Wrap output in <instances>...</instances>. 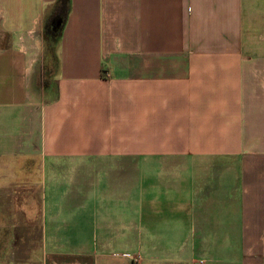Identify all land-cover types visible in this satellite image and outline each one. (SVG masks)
Wrapping results in <instances>:
<instances>
[{
	"label": "crops",
	"instance_id": "obj_1",
	"mask_svg": "<svg viewBox=\"0 0 264 264\" xmlns=\"http://www.w3.org/2000/svg\"><path fill=\"white\" fill-rule=\"evenodd\" d=\"M56 2L0 0V211L28 247L264 264V0Z\"/></svg>",
	"mask_w": 264,
	"mask_h": 264
},
{
	"label": "rangeland",
	"instance_id": "obj_2",
	"mask_svg": "<svg viewBox=\"0 0 264 264\" xmlns=\"http://www.w3.org/2000/svg\"><path fill=\"white\" fill-rule=\"evenodd\" d=\"M56 43V42H55ZM56 44H53V48H55ZM38 197V194L36 195ZM3 201H0V208ZM9 206L5 207V211H0V264H33L36 262V264H42L43 259V251L38 248H29L28 247V237L30 234L28 232L24 231V218H13L10 214V211L8 209L10 208V202H4ZM38 203V199H37ZM26 218V217H25ZM27 219V218H26ZM16 222V224H20L19 229L16 227V230L18 231H11V230H4V232L1 230V227L4 224L6 228H11V223ZM34 236V234H31ZM31 236V240L33 239Z\"/></svg>",
	"mask_w": 264,
	"mask_h": 264
},
{
	"label": "trees",
	"instance_id": "obj_3",
	"mask_svg": "<svg viewBox=\"0 0 264 264\" xmlns=\"http://www.w3.org/2000/svg\"><path fill=\"white\" fill-rule=\"evenodd\" d=\"M67 3L68 0H57L55 7L52 9V22L53 20H60L61 22L64 20V17L66 16V11H67ZM53 32L51 33V43H55L54 41L57 37V33H55L56 28L52 30Z\"/></svg>",
	"mask_w": 264,
	"mask_h": 264
}]
</instances>
